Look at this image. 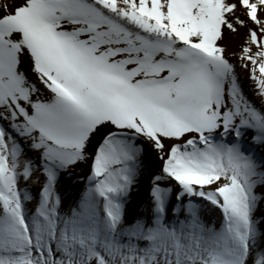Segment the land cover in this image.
Wrapping results in <instances>:
<instances>
[{
  "label": "snow or ice",
  "instance_id": "1",
  "mask_svg": "<svg viewBox=\"0 0 264 264\" xmlns=\"http://www.w3.org/2000/svg\"><path fill=\"white\" fill-rule=\"evenodd\" d=\"M0 264H264V0H0Z\"/></svg>",
  "mask_w": 264,
  "mask_h": 264
}]
</instances>
